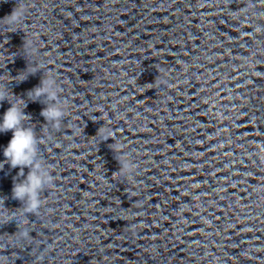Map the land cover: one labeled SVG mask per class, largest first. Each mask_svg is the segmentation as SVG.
Wrapping results in <instances>:
<instances>
[{"label": "water", "instance_id": "1", "mask_svg": "<svg viewBox=\"0 0 264 264\" xmlns=\"http://www.w3.org/2000/svg\"><path fill=\"white\" fill-rule=\"evenodd\" d=\"M0 84L54 177L26 214L0 163V264H264V0H0Z\"/></svg>", "mask_w": 264, "mask_h": 264}, {"label": "clouds", "instance_id": "2", "mask_svg": "<svg viewBox=\"0 0 264 264\" xmlns=\"http://www.w3.org/2000/svg\"><path fill=\"white\" fill-rule=\"evenodd\" d=\"M22 15L23 13L15 7L7 18L11 23L15 24L21 21ZM37 70H39V66ZM20 74L17 76H20ZM30 74H34V72H29L20 82L26 80ZM9 90L6 84H0V103L8 101L10 104V107L0 117V133L12 132L11 139L3 149L5 159L0 163L3 166L6 163L10 168L20 169L18 174L22 178L20 180L14 179L13 181L12 199L21 203V207L25 209L26 214H35L39 212L42 205L41 192L53 183L54 177L49 170L50 166L41 156L40 144L42 141L37 137L36 130L26 126L24 123L25 120L31 119V116L25 112L27 101L25 102V99L20 97L19 100L13 103L9 99ZM59 92L60 88L55 76L49 72L42 77L37 86L26 93L28 100L33 102H40L41 98H43L45 106L40 114L45 122L51 123L55 127H59L66 115V104H62L58 99ZM12 95L16 96L13 93ZM96 135L101 136V142L109 139L114 141V133L111 129L106 128L105 125L98 130ZM120 147L116 143H113L111 149L116 154L120 151ZM117 161L120 165L119 170L121 175L130 178L134 165L118 156ZM25 168L28 169L26 175L24 172ZM2 169L3 167H0V170ZM4 203L5 200L3 201V207H5ZM9 222L13 221H6L3 215H0V224H7ZM14 222L18 223L17 221ZM17 231H19L21 239L28 238L29 230L27 228L22 231L17 229Z\"/></svg>", "mask_w": 264, "mask_h": 264}]
</instances>
